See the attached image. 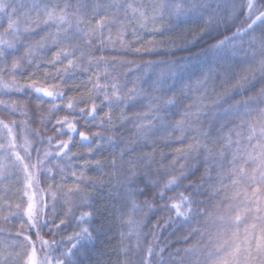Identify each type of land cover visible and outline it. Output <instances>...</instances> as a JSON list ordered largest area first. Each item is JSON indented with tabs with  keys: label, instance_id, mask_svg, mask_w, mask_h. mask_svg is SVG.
<instances>
[{
	"label": "snow or ice",
	"instance_id": "6c2138e0",
	"mask_svg": "<svg viewBox=\"0 0 264 264\" xmlns=\"http://www.w3.org/2000/svg\"><path fill=\"white\" fill-rule=\"evenodd\" d=\"M166 28L178 39L144 66L153 74L121 86L110 70L138 68L124 59L130 50L160 47L139 32ZM0 94L10 97L0 111L25 120L13 126L31 132L30 120L53 133L18 145L0 119V181L10 162L20 226L9 232L17 239L0 238V264H264V227L231 251L214 243L230 227L238 237L244 212L264 222V0H0ZM105 149L106 159L93 155ZM93 162L107 168L95 180ZM10 191L0 212L12 214Z\"/></svg>",
	"mask_w": 264,
	"mask_h": 264
},
{
	"label": "trees",
	"instance_id": "16d2710c",
	"mask_svg": "<svg viewBox=\"0 0 264 264\" xmlns=\"http://www.w3.org/2000/svg\"><path fill=\"white\" fill-rule=\"evenodd\" d=\"M24 2L29 7H31L32 0H24ZM71 2L75 3L76 0H71ZM20 23H21V26L24 25V19L23 18L20 19ZM125 23H128V22L125 21ZM182 27L185 28L187 34H190V31L195 28V25H186V26H182ZM179 31H180V29L166 28L162 32H153L151 30L139 32V36L144 41L145 45H147L149 41L154 40V41L160 42V47L154 51H143L142 50L141 52H135L134 50H130L128 52V55L126 57H124V59H126L127 61H131V62H133L134 65H139L140 67L133 68V70L130 71L127 66L118 65L114 71L110 70L111 74L113 76H118V82L121 84V86H124V84L127 83L128 87H131L132 83L135 81L137 73H141L145 76H151L153 74L152 71H150L148 73H143L144 66L147 64L148 61H158V60L163 59L164 57L161 53H163L166 50L164 45H166L169 40H177L178 39L177 33ZM229 34H231V33H229ZM112 35H113V39L116 40L117 39L116 27L112 28ZM125 39L129 42V48H131L132 37H131L130 31L126 34ZM26 43H27V41H26ZM81 46L83 47V44H81ZM136 46L140 47L141 45L137 43ZM52 51H53L52 48H46V49L41 50L39 54H40V56H44L45 58H47V56L51 55ZM109 59H111V58H109ZM77 62L80 63L79 60ZM85 64H86V62H85ZM244 67L245 66L242 64L235 65L237 72H241ZM101 71H103V69H101ZM76 75L77 76H84V75H86V73L77 72ZM4 78L6 80H11V77L5 76ZM101 81L103 82V77H101ZM77 83H80L81 91H84V83H82L79 80L77 81ZM107 90L109 92H111L110 88H107ZM0 98H2L4 100L10 99L9 96H5L2 94H0ZM237 98H239V97H237ZM96 99H97L98 103L101 100L100 97H96ZM131 106L132 105L130 103L129 108H131ZM61 107H62V105H61ZM98 111H99V109H98ZM113 115H116L115 111H114ZM0 119H3L6 123H9V126L13 128L12 136L15 137L16 143L18 145L23 144V139H22L21 135H23L24 133H25V135L28 136L29 141L31 142L33 147L37 146L38 142L32 137L31 132L39 131L43 135H46V136L47 135H53V133H51L50 131H46L43 128H39L38 125L32 124L30 120L27 121V124H28V128L31 130V132H25L22 128H18V127L13 126L11 123L12 121H15V125H22L23 123H25V120L22 117H20L19 115L9 116L4 111H0ZM93 130H95V129H93ZM174 135H177V133H174ZM6 136H7V131L0 128V138L6 137ZM54 139H60V137L54 136ZM76 150L78 151L80 157H82L86 154L84 149L79 148V145H76ZM18 151L20 152V155H22V156L24 155V151H23L22 147L18 148ZM169 154H171V153L169 152ZM93 155L97 159L103 160V159H106L108 157V151H107V149H105L104 152L93 153ZM34 156H35V153H33V157ZM73 159L76 161L77 170L79 171V165L83 163V160L79 159V157H74ZM167 163H168V161L165 160V164H167ZM106 172H107V168H105L104 172H100L97 169L95 163L93 162L90 166L87 167L86 175L90 179L95 180L98 177L104 176V173H106ZM15 178H16V173L14 170L11 169V165L9 162V169L6 171L3 181H0V192H2L4 189H10L11 190L9 193L8 203L11 204V213L12 214L9 213V208L7 206H5L3 211L0 212V228L5 229V231H0V238H3V241L5 244L10 243L14 239H17V237H15L14 235H9V232L14 233L20 229L19 223L17 222L19 220V216L15 214L16 213V209H15L16 199H15V196L12 194L15 191V183H14ZM59 178L60 177L57 175V179H59ZM70 179H71V177H70ZM40 187L44 188L45 194L47 195V187H46V184L43 180L40 181ZM107 187H108V185L106 183L104 190L100 191L99 195L97 196V202L98 203L100 202V197L106 195ZM33 188L35 190V183H34ZM88 191H91V189L89 188ZM169 194L175 195V193H169ZM58 196H59V194H58ZM39 197H40V193H39V191H36L37 202L39 201ZM104 202L107 203V201H104ZM233 203H234L235 207H237V208L243 209L245 207V205L240 204L238 202H233ZM62 204H63V201H61V205L58 206V211L60 210V207L62 206ZM255 215L256 214L254 212H251V211L243 213L242 218H241V223H240V226L238 229V237L237 238H233V236H232V232L237 231V230L230 227L223 234V236L220 239L215 240L214 243H218V244L223 245L228 251H231V247L234 244H241V246L243 247V241H244L246 235L252 234V233L259 235L260 228L264 227V222H262L261 220L255 219ZM3 216L9 217L8 222H5L3 220ZM136 218H139V217L137 216ZM253 223L256 224V226H257L255 229H253L251 227V225ZM124 227H125V230H127V225H125ZM245 229L248 230L247 233H246ZM46 232H47V230H44V233H42L44 235V239L51 240V237L48 236L46 234ZM164 235H168V234L164 233ZM57 239H59V237H57ZM118 239H119V237L117 236V234L115 232H113L111 234V239L108 242L111 244H115V243H117ZM33 240H35L34 236H33ZM129 240L134 242L135 238L130 237ZM225 240L228 241V243L226 245L224 244ZM171 242L176 244L177 247L182 246V241L180 239L179 234L173 235L171 237ZM205 243H207V241H205ZM213 251H214V249H213Z\"/></svg>",
	"mask_w": 264,
	"mask_h": 264
},
{
	"label": "rangeland",
	"instance_id": "374dc122",
	"mask_svg": "<svg viewBox=\"0 0 264 264\" xmlns=\"http://www.w3.org/2000/svg\"><path fill=\"white\" fill-rule=\"evenodd\" d=\"M25 135V133L23 134V135H21L22 136V139H23V136Z\"/></svg>",
	"mask_w": 264,
	"mask_h": 264
}]
</instances>
